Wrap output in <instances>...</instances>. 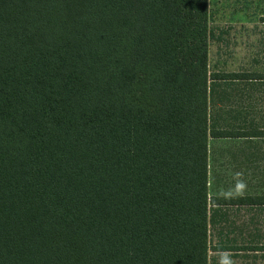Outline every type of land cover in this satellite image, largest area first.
<instances>
[{"label": "trees", "instance_id": "16d2710c", "mask_svg": "<svg viewBox=\"0 0 264 264\" xmlns=\"http://www.w3.org/2000/svg\"><path fill=\"white\" fill-rule=\"evenodd\" d=\"M208 22V0H0V264L258 259L213 241L264 200L209 194V139L261 132L225 116L256 75L209 71Z\"/></svg>", "mask_w": 264, "mask_h": 264}, {"label": "rangeland", "instance_id": "374dc122", "mask_svg": "<svg viewBox=\"0 0 264 264\" xmlns=\"http://www.w3.org/2000/svg\"><path fill=\"white\" fill-rule=\"evenodd\" d=\"M208 12V25L211 32L208 52L209 71L211 73H237L259 70L264 73V0H208ZM231 84L230 82L223 83L227 86L228 93L237 87ZM235 85H239V88L240 82ZM235 96L230 99L229 97L222 99L231 111L225 116L232 119L236 116L235 109H239L236 107L240 103V95L235 93ZM245 110L244 112H246ZM219 111L221 109L215 108L216 113L213 116L216 117ZM220 115L222 114L220 113ZM220 118L222 119L221 116ZM234 125H238V123ZM259 147L264 148V141L209 139V194L218 196L221 189L232 186L235 172L243 173L242 178L247 183L245 194H263V169L256 170L254 165L250 167L244 161L247 152L255 153ZM247 168L248 170H246ZM241 222L229 219L223 225L216 227L213 232V241L217 243L219 239H222L221 241L226 245L233 244L231 241H236L238 246H243L246 240L251 237L254 238L252 239L254 241L256 234L252 231L247 232L242 228V231L231 230L233 224L238 227ZM258 234L264 237V229ZM218 256L219 254L212 253L211 262H217ZM242 257L243 253L239 258H233V260L236 263L242 262L244 260Z\"/></svg>", "mask_w": 264, "mask_h": 264}, {"label": "crops", "instance_id": "0c3cea01", "mask_svg": "<svg viewBox=\"0 0 264 264\" xmlns=\"http://www.w3.org/2000/svg\"><path fill=\"white\" fill-rule=\"evenodd\" d=\"M225 73H236V72H225ZM240 74L256 75L255 80L245 79L240 81L239 95H240V128H250L255 129L258 134L254 138H240L239 140L254 141L260 140L264 141V73L257 71H242L237 72ZM255 93V94H254ZM245 103V104H244ZM244 104V106H243ZM246 109V110H245ZM244 110L246 112H244ZM246 154V153H245ZM245 163H248L250 167L254 165L255 169H263L264 171V148H258L255 153L247 152L245 155ZM248 170V168L246 169ZM255 170V171H256ZM243 197L246 199L256 198L264 200V193L260 195H248L245 194ZM229 219L239 220L240 225L235 227L234 224L231 226V230L239 229L247 232H254L255 242L264 243L263 236L258 233L264 229V205L261 206H249L241 205L238 208L230 207L228 211ZM242 228V229H241ZM259 235V236H258ZM250 239L246 240L248 242ZM244 254V253H243ZM249 253H247L248 255ZM251 255V254H249ZM257 260H243L236 264H264V252L256 253Z\"/></svg>", "mask_w": 264, "mask_h": 264}, {"label": "clouds", "instance_id": "9594fccd", "mask_svg": "<svg viewBox=\"0 0 264 264\" xmlns=\"http://www.w3.org/2000/svg\"><path fill=\"white\" fill-rule=\"evenodd\" d=\"M242 177V172H235L233 174L234 184L227 189H221L219 195L225 200L243 197L247 189V183ZM217 264H235V262L231 254L227 252H221L217 258Z\"/></svg>", "mask_w": 264, "mask_h": 264}]
</instances>
